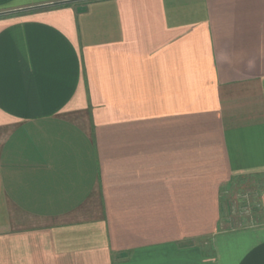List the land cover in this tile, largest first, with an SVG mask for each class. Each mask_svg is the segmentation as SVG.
<instances>
[{
    "label": "crops",
    "instance_id": "1",
    "mask_svg": "<svg viewBox=\"0 0 264 264\" xmlns=\"http://www.w3.org/2000/svg\"><path fill=\"white\" fill-rule=\"evenodd\" d=\"M0 264H264V0H0Z\"/></svg>",
    "mask_w": 264,
    "mask_h": 264
},
{
    "label": "rangeland",
    "instance_id": "2",
    "mask_svg": "<svg viewBox=\"0 0 264 264\" xmlns=\"http://www.w3.org/2000/svg\"><path fill=\"white\" fill-rule=\"evenodd\" d=\"M251 189L252 188L249 187L245 190H242L244 192H228L230 197L228 200L229 202L225 206V213H229L232 219L236 220L234 222H240L241 219L246 220L250 215L254 214V210L257 207V202L252 199L253 197H251ZM224 194L227 195V192ZM223 199H225V197Z\"/></svg>",
    "mask_w": 264,
    "mask_h": 264
}]
</instances>
